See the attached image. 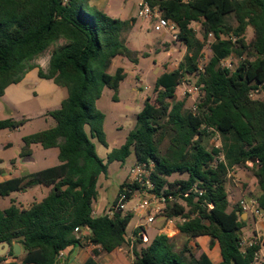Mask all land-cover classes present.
<instances>
[{
	"label": "trees",
	"instance_id": "obj_1",
	"mask_svg": "<svg viewBox=\"0 0 264 264\" xmlns=\"http://www.w3.org/2000/svg\"><path fill=\"white\" fill-rule=\"evenodd\" d=\"M92 1L0 0V98L34 70L40 79L68 91L61 107L47 114L56 125L24 137L21 150L25 158L32 156L34 145L58 148L60 164L0 184L4 198L37 187L51 191L28 210L13 201L0 211V245L9 244V256L22 264H60V253L82 245L78 228L90 232L88 244L109 254L129 244L127 228L133 215L95 216L93 204L109 165L125 163L136 147L137 163L150 170V192L167 201L163 217L179 220L180 233L188 240L177 251L175 242L160 234L140 252L134 251L133 264H215L190 247L201 237L218 243L222 257L218 264H255L260 245L243 251L244 214L239 202L232 205L228 187L235 169L252 172L264 209V100L255 99L264 91V0H144L177 25L176 41L187 53L177 69L157 79L155 102L147 98L125 144L105 160L94 143L109 148L106 117L97 103L106 88L118 93L127 78L123 68L110 73L113 61L123 57L138 64L147 55L127 45L136 19L112 18ZM194 23L201 25L202 39ZM250 28L252 42L247 40ZM52 46L44 71L34 62ZM207 46L212 57L201 67ZM231 56L239 60L234 70L223 66ZM188 78H194L199 89L196 111L186 108V100L176 101L178 88L191 82ZM24 123L3 120L0 131L17 130ZM217 137L221 147H210ZM166 141L169 146L163 152ZM177 174L187 177L170 182ZM145 189L125 183L113 207L121 195H126L127 203ZM169 196L175 201H168ZM15 243L22 246V257L15 256ZM85 264L96 262L91 258Z\"/></svg>",
	"mask_w": 264,
	"mask_h": 264
},
{
	"label": "rangeland",
	"instance_id": "obj_2",
	"mask_svg": "<svg viewBox=\"0 0 264 264\" xmlns=\"http://www.w3.org/2000/svg\"><path fill=\"white\" fill-rule=\"evenodd\" d=\"M141 2L142 0H112L113 7H115L119 13L117 19L135 16L138 5ZM140 21L138 22L136 30L131 35L129 45L132 50L146 54L147 56L140 58L138 64H133L123 57L117 58L111 67L110 73L115 74L118 68H123L127 74V78L121 84L118 93L106 88L101 99L97 103L98 109L106 117L104 130L111 151L120 148L125 144L127 137L137 125L138 115L143 110L147 98H150L152 103L155 102L157 97L155 91L157 79L162 74L170 73L177 69L187 53L185 46L174 39L173 35L175 32H156L154 30V23L151 21H146V28L142 29L140 28ZM192 27L197 32L198 37L202 39L201 25L194 23ZM253 38L254 32L250 28L247 31L248 42H252ZM54 48L55 46L51 47L50 51L46 52L34 62L44 71H47L48 69L50 54ZM211 57L212 51L210 47L207 46L203 52L201 67L206 65ZM228 62L229 63H226L225 67L229 66L228 64H231L230 68L234 70L239 63V60L229 59ZM187 80L191 82L183 84L178 88L176 101L186 100V108L193 109L198 101L199 95H187V89L195 85V79L188 78ZM52 86L57 88L65 96L59 97L53 93L51 91ZM67 97V89L55 86L51 81L40 79L38 72L35 70L29 72L24 81L21 84L14 86L12 91L8 93L6 97L0 98V121L7 119H12L16 122L25 121L24 125L21 126L18 131L5 130L0 132V169H5L7 167L11 168V160L13 158H17L20 166H25L23 162L24 159L17 156L20 141L26 136L54 127L56 125L55 120L45 113L48 114L51 110H57L60 108L63 98ZM115 97H117L118 101L114 100ZM255 99L264 100V91L257 94ZM9 142L14 143V148L12 150L4 149L5 144ZM94 143L99 157L102 159L105 158L104 154L107 148L103 147L96 140ZM168 146L169 142H164L162 145V151L166 152ZM210 147H221L220 139L218 137L213 138L210 142ZM33 158L36 159L37 162L26 166L35 173L60 164L56 152H47L41 146L34 149ZM137 158L138 151L137 148L134 147L131 156L125 163L115 162L109 165L107 175L100 177L98 185L99 194L97 200L93 204V207L98 214H105L104 212L112 207L116 199L119 197L122 185L130 182L131 170L137 163ZM242 171L248 172L251 178L254 177L252 172L246 170ZM186 177L187 175L181 176L177 174L170 178L169 181L174 182L175 180ZM231 181L232 179L230 182ZM240 183L244 190L249 187V184H246V182L241 181ZM257 185V182H254L251 187H257ZM139 202V194H136L131 201L126 203L125 212L129 211L133 215V219L127 228V239L133 236L137 225L141 224L145 226L147 223L140 214L135 212V208ZM231 203L234 205L238 203V200H232ZM152 214L154 213H149V215ZM156 225L157 224L149 223L146 225L148 226L147 235L150 241L146 244L143 243V246L139 247L140 249L148 246L156 238L158 235L155 229ZM138 240L139 238L136 239L135 243H137ZM186 243V237L177 239V241H175L176 250H182ZM190 247L194 251V248L192 246ZM195 251L196 252L194 253L199 252L198 249Z\"/></svg>",
	"mask_w": 264,
	"mask_h": 264
},
{
	"label": "crops",
	"instance_id": "obj_3",
	"mask_svg": "<svg viewBox=\"0 0 264 264\" xmlns=\"http://www.w3.org/2000/svg\"><path fill=\"white\" fill-rule=\"evenodd\" d=\"M92 5L99 8L100 10L105 11L112 18L118 17L117 15L119 13L116 10V8L113 7L112 0H93ZM139 5H138L137 13L135 16H131L130 18H120L121 20H130V19L134 18L137 21L135 26L133 27V29L127 35V45L129 46V48H130L129 41H130L131 35L136 30L138 22L140 20L144 21V22L140 21L141 22L140 28H142V29L146 28V24H145L146 20H143V19L139 18V16H138ZM60 44H63V43L60 42ZM114 61H113V63H114ZM51 82H53V81H51ZM14 86H17V85H13V86L9 87L7 89L4 97H6L7 94L12 91ZM51 91L53 93H55L56 95H58L59 97L65 96L63 93H61L57 88H55L53 86L51 87ZM65 99L66 98H63L62 102ZM60 107H61V105H60ZM51 111H54V110H51ZM45 114L47 115V113H45ZM18 130L19 129L15 130V131H18ZM3 131H5V130H3ZM22 147H23V139H22V141H20L19 152H17V156L19 158H21ZM39 147H40V145L32 146V156L21 158V159H24L23 162H24L25 166H20L18 164L17 158H13L11 160V163H12L11 168L7 167L5 169H0V184L4 183L6 181L12 180V179L20 178V177H23L25 175L35 173L26 165H32V164H35L37 162V160L33 158L34 157V149L35 148L37 149ZM13 148H14L13 142H9V143L5 144V146H4V149H8V150H12ZM46 151L47 152H56L57 158L59 159V157H58L59 156V149L58 148H53V149H49ZM110 152H111V150L109 148H107L106 152L104 154V157L106 158ZM14 157H16V156H14ZM105 158H103V159L105 160ZM230 177L232 179V181L229 183V187H228L230 201L238 200V202H239L240 200L246 199V198L257 199L260 196L261 191H260L258 185H257V187H254V186L251 187L253 185V183L257 182V181H256L255 177L251 178L250 175L248 174V172L242 171L240 169H235L231 173ZM241 181L246 182V184L247 183L249 184V187H247L246 190H244L242 188L241 183H240ZM50 191H51V189L48 187H37V188L31 189L25 193H14L10 197H6V198L0 197V211H4V210L10 208L12 206L13 201L16 202L17 207H19L21 210H28L29 208H31V206L34 203H39V202L43 201L49 195ZM135 196H136V194L134 195V197ZM112 207H110L104 213L106 214L107 212H109L110 209H112ZM128 212H124V215H126ZM129 213H131V212H129ZM94 214H95V216H101V214H98L95 211V209H94ZM141 217L143 218V216H141ZM242 218L246 223V227L243 229V232H242L243 233V242H245L247 244L255 242V243L260 245V251L258 253V258H257V261L255 262V264H264V218H258V217H254L253 215H245V214L243 215ZM179 223H180L179 220L169 221L167 219L158 217V218H156L155 222L151 223V224H157L155 229H156L158 235L165 234L175 242V241H177V239L185 237V236L181 235V233H180V230L178 228ZM147 224L148 223H146V225ZM146 225L145 226H143L141 224L137 225L136 226L137 228L135 230V231H138L137 236L135 234H133V236L131 238H128L129 244H127L126 246H124L120 249L115 250L114 252H112L110 254L103 252L100 247L89 245V244L88 245L82 244L79 246H73V247L68 248L65 251L64 256L60 259V264H85L91 258H93L95 260L96 264H133L134 259H135L134 251L140 252L141 249L139 247L143 246V243L146 244V243H149V241H150V239L147 235L148 226H146ZM135 231H134V233H135ZM245 231H246V233H245ZM88 233H90V232H88L87 230L83 231V236H88ZM143 234H145L147 236V239H148L147 242L142 241V235ZM138 238L142 242V244H139L138 241H137V243H135L136 239H138ZM187 240H188V238L186 237V241ZM18 245H20V244H18ZM135 246H136V248H135ZM190 246H192L194 248L193 252H196L195 250L198 249L199 252L195 253V254H197V256H200L201 254L204 253L215 264L220 263L222 260L218 243L212 241V239L209 237H201V238L192 240L190 242ZM20 247H21V256L20 257H22L23 256V248L21 245H20ZM10 250H11V247H9V249L3 248V247L0 248V257L4 258L0 264H22L20 259H16L14 257L9 256ZM95 252H97V255L95 254Z\"/></svg>",
	"mask_w": 264,
	"mask_h": 264
},
{
	"label": "built area",
	"instance_id": "obj_4",
	"mask_svg": "<svg viewBox=\"0 0 264 264\" xmlns=\"http://www.w3.org/2000/svg\"><path fill=\"white\" fill-rule=\"evenodd\" d=\"M138 16L139 18L143 20L153 22L154 30L156 32H162V31H167L170 33L175 32L173 37L175 40H177V34H178L177 25L165 19L162 16V13L159 12L158 9L151 8L149 4L146 3L144 0L139 5ZM229 59H234V58L233 56H231ZM229 59L223 62V66H226V63H229L228 62ZM228 65L229 66L227 67L230 68L231 64H228ZM187 93H186L187 95H191V94L198 95L199 89L195 86L189 87L187 89ZM193 110L196 111V105L193 108ZM248 166L252 167V164L248 163ZM149 176H150V170L148 168V165L136 163L135 166L131 170L130 182L128 183L131 185L138 183L141 187H146V189L143 192L136 193V194H139L140 196V202L136 206L135 212L143 216V218L147 221V223L151 224V223H154L156 218L158 217L164 218L163 214L166 208L167 201L166 199H159L156 195L150 192L153 186L149 180ZM193 191H197V193H199V195L202 196V193L199 192L196 187L193 188ZM125 200H126V195L124 194L121 195L117 205L113 207V210H110L109 212H107V214L110 217H112L114 213L116 212H123L124 214L125 209H126ZM168 201L172 202V201H175V199L173 198V196H169ZM239 205L242 209L243 214L253 215L254 217H258V218H264V209L261 208L257 199L255 198L242 199L239 201ZM150 212H153L154 214L149 215ZM169 221H173V220H169ZM83 231L85 230L80 229V228L76 229V233L78 234V238L82 241V244L88 245V242L86 241L87 236H83ZM142 241L143 242L148 241L147 236L145 234L142 235ZM253 245H257V243L253 242V243L247 244L244 242L243 251H245V249L247 248L252 247ZM64 253L65 252L60 253L59 259H61L64 256ZM257 258H258V254H256V261H257Z\"/></svg>",
	"mask_w": 264,
	"mask_h": 264
},
{
	"label": "water",
	"instance_id": "obj_5",
	"mask_svg": "<svg viewBox=\"0 0 264 264\" xmlns=\"http://www.w3.org/2000/svg\"><path fill=\"white\" fill-rule=\"evenodd\" d=\"M2 247L9 249L10 246H9V244L4 243V244H1L0 245V248H2ZM13 251H14L15 256H17V257H20L21 256V247L17 243H15L13 245Z\"/></svg>",
	"mask_w": 264,
	"mask_h": 264
}]
</instances>
